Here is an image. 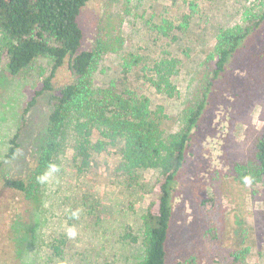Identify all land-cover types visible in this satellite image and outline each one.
<instances>
[{
	"label": "rangeland",
	"instance_id": "rangeland-1",
	"mask_svg": "<svg viewBox=\"0 0 264 264\" xmlns=\"http://www.w3.org/2000/svg\"><path fill=\"white\" fill-rule=\"evenodd\" d=\"M254 1L90 0L79 23L82 48L101 51L95 84L123 78L128 87L164 105L167 132L178 130L184 108L197 103L210 73L208 58L218 29L240 23ZM185 12L192 13L185 30L163 33V19L178 20ZM245 42L238 59L242 70L250 58L260 57L255 50H264V39ZM165 55L180 59L177 98L156 94L144 80L142 67ZM263 57L249 67L254 80L237 71L242 77H235L231 85L242 98L227 101L221 94L229 92L225 84L212 92L219 94L199 128L181 177L168 263L192 257L197 264H264V182L255 175L256 142L264 132ZM51 67L47 59L39 58L14 77L3 79L0 70V264H137L142 258V215L159 196L160 175L142 171L141 186L126 188L113 175L119 144L107 152H93L80 173L72 163V149L64 150L59 171L49 184L40 186L36 208L27 207L24 194L11 188V179L34 166L51 94L75 80L66 61L55 72L53 91L39 94ZM17 132L20 147L7 159ZM245 175L253 178L250 186L242 183ZM76 210L79 215L73 218L70 212ZM68 227L76 228L75 239L66 236ZM14 247L20 254L6 257L4 251L15 253Z\"/></svg>",
	"mask_w": 264,
	"mask_h": 264
},
{
	"label": "trees",
	"instance_id": "trees-1",
	"mask_svg": "<svg viewBox=\"0 0 264 264\" xmlns=\"http://www.w3.org/2000/svg\"><path fill=\"white\" fill-rule=\"evenodd\" d=\"M89 1L0 0L2 78L18 75L39 58H45L52 64L49 75L42 80L39 94L53 91L55 72L66 61L75 77L51 94V109L44 131L39 136L34 166L24 176L11 179V188L24 194L27 207L36 208L41 186L36 177L44 173L49 164L59 167L64 150L72 149L71 160L80 173L89 165L93 152H107L110 147L119 144V160L113 175L126 188L141 186L142 171L155 170L160 175L159 196L149 203L142 215V258L137 264H197L192 257L168 263L167 243L176 198L181 195V177L193 155L199 128L207 120L216 94H219L212 92L225 84L229 92L221 94L227 97V101L239 96L242 98V92L233 90L231 84L234 78L242 73V76L253 79V71H249V67L256 66L260 62L257 60L264 56V50H255L260 57L250 58L244 70L238 67L239 52L246 45L245 41L264 39V0L251 2L240 23L218 29L208 58L212 62L210 73L206 76L200 97L196 104L184 108L181 126L173 132L164 128L168 119L164 105L154 104L146 94L128 87L123 78L95 84L93 74L101 51L99 48H82L84 32L79 23L81 10ZM189 7L194 9V3L190 1ZM191 18L192 13L185 12L178 20L163 19L161 30L166 35L173 29L185 30ZM127 68L128 64H125V72ZM179 69L180 59L168 55L148 67H142L145 82L156 94L169 99L179 95L176 84ZM237 71L241 73L237 74ZM34 103L35 98L28 106ZM226 106L229 107V103ZM18 138L19 132L11 140L7 159L14 156L20 147ZM255 159V175L262 177L264 182V132L256 142ZM7 238L10 241L13 239L11 232ZM58 249L55 246L54 250ZM13 250L15 253L5 250L6 257L20 254L18 248ZM9 264H14V261Z\"/></svg>",
	"mask_w": 264,
	"mask_h": 264
},
{
	"label": "clouds",
	"instance_id": "clouds-1",
	"mask_svg": "<svg viewBox=\"0 0 264 264\" xmlns=\"http://www.w3.org/2000/svg\"><path fill=\"white\" fill-rule=\"evenodd\" d=\"M58 171H59V168H58V166L56 164H49L47 170L44 173H42V174H40L39 176L36 177L37 183H39L41 185L49 184L52 181V179L54 178V175ZM252 182H253V178L250 175H245V176L242 177V183L245 186H250L252 184ZM70 215L73 218H76L79 215V211L78 210L71 211ZM66 236L69 239H75L76 236H77L76 228L75 227H68L66 229Z\"/></svg>",
	"mask_w": 264,
	"mask_h": 264
}]
</instances>
